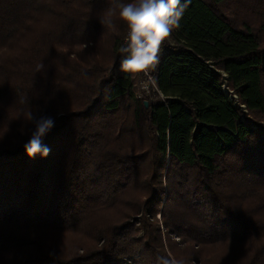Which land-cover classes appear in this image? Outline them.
I'll return each instance as SVG.
<instances>
[{"label": "trees", "instance_id": "trees-1", "mask_svg": "<svg viewBox=\"0 0 264 264\" xmlns=\"http://www.w3.org/2000/svg\"><path fill=\"white\" fill-rule=\"evenodd\" d=\"M106 3L118 14L117 0H0V264H162L174 260L163 242L166 230L186 247L183 255L175 254L179 264H205L209 246L249 241L254 249L246 264H264V125L256 127L244 112L264 116V40L259 37L264 0H190L157 68L164 99L148 107L135 98L133 72L120 67L126 23L119 18L108 26L93 18ZM234 5L236 21L224 11ZM246 7L248 18L241 19ZM109 28L118 58L112 65L79 54L69 61L57 51L58 42L78 39L82 45L91 32ZM40 38L46 40V53L45 48L34 53L37 58L39 51L42 65L23 56ZM67 64L73 69L66 74ZM225 80L237 101L224 89ZM54 92L73 108L59 111L56 119L46 105ZM125 98L133 101L135 123L147 115L155 158L150 180L164 168L171 185L177 177L186 183L175 180L173 197L164 201L163 189L151 192L140 208L135 206L138 218L86 226L93 211L115 202L126 180L133 177L136 183L133 156L111 150L120 145L113 137L121 130ZM15 111L27 118V127ZM45 117L54 119L40 138L49 154L29 156L25 144L34 135L26 137L29 128ZM20 127L26 130L16 137L4 132ZM228 187L232 201L223 191ZM150 201L160 207L149 206ZM173 206L177 216L170 219L167 210ZM83 224L88 245L73 252L31 246L35 229L67 232Z\"/></svg>", "mask_w": 264, "mask_h": 264}, {"label": "rangeland", "instance_id": "rangeland-1", "mask_svg": "<svg viewBox=\"0 0 264 264\" xmlns=\"http://www.w3.org/2000/svg\"><path fill=\"white\" fill-rule=\"evenodd\" d=\"M112 6H116L111 2ZM105 5V6H104ZM100 5L99 7L102 8L104 7V11H101L102 9L97 10L94 12L93 18H100L104 12L112 8L111 6L108 5V3ZM231 7V6H230ZM229 7V8H230ZM227 8L226 6V13L233 18L235 21L237 20L238 16L235 14V5L234 8L231 10ZM249 11L247 10V7L245 8L244 14L242 13L241 19L244 17L248 18ZM119 21V15L114 12L112 15V24H116ZM127 29V27H126ZM124 29L126 32L127 30ZM123 30V32L126 35V32ZM81 31V30H79ZM81 32H79L80 34ZM259 37L264 40V33L259 31ZM33 36V35H31ZM37 36V35H36ZM170 35L165 39L163 42L165 50H166V41H169ZM45 41V42H44ZM124 41H125V36H124ZM31 42V37L28 38V45ZM126 42V41H125ZM78 44V39H73L71 42H69V45H66L63 42H58L57 44V51H61L66 54L67 58L71 59L69 61H73L77 59V54H79L80 58L84 60H89L90 56L92 58H95L98 61H101L103 64L106 61V64L112 65L114 64V61L118 60L116 58V54H114V51L112 50V45H113V39L111 36V29L109 28L108 30L105 29H97L95 32H91V35L84 40L82 45H77ZM264 45V41H263ZM28 47V46H26ZM46 47V40L43 38H40L37 40V46L34 47V50L32 51L31 49H28L24 53L23 56H28L27 58L32 57V59L37 62L38 65H42L41 59L39 58V51L37 53V58L35 56V53L38 49H44ZM46 53V48L44 49ZM78 51V52H77ZM56 52V51H55ZM44 53V54H45ZM43 54V55H44ZM75 54V55H74ZM62 59H65L66 62L68 63L67 59L65 57H62ZM60 61H58L59 63ZM66 71L71 72L70 70L73 69V66H69ZM62 73V72H61ZM140 71H134L133 72V80H134V94L135 98L142 100L143 102L145 100L152 101H158L164 99V95L162 96L161 94L157 91V89H153L151 93H149V96L146 95H141L139 88L136 86V83L141 79L140 76ZM85 87V86H84ZM227 90H231L228 86H225ZM64 88V85L60 88V90ZM61 92V91H60ZM63 95L65 101H69L70 97L69 94L65 95L64 94V89H63ZM49 98L46 99V105L49 104L54 110V115H52L53 118H58L60 115L61 110H71L73 109L71 107V103L68 105H65V101L59 99L60 96L57 94V92H54L53 95H48ZM74 96V95H72ZM58 101H60V106L57 109ZM5 104V101H3ZM133 101L125 98L123 100V105L122 108L119 112V126L121 125V130L118 132V129L115 133V136L113 139L117 136V142L119 146H116L113 142V145H111V150L115 153H118L119 155L123 156H133L131 157V162H130V167L131 171L135 174L134 170H137V174H135V184H132L133 182V177L131 179L126 180L127 186H124L122 189L119 190V194L116 197H113V200L115 201L114 203H111L108 205V207H104L102 209H97L90 214L89 218L86 219V226L88 225H93L92 223L94 222H108V223H123L126 221V219H134L138 218L139 213L138 210L137 212L134 210L135 206L137 208H140L138 204H141L142 201L145 200L146 196H149L151 192L159 193L160 189L164 190V196L162 200L164 201V198H166V195L169 197H173L171 194V190L176 189L178 181L179 185H183L186 183L185 178H180L177 177L174 180V184H170V179L166 178V172L164 171V168L159 170L157 173V177L154 180H150L151 174H152V168H153V160L154 158V149H153V142H152V134L150 130V125L148 123V120L146 118V114H144L140 120L135 123L136 121L133 120V107H132ZM11 105V104H10ZM13 106L14 110H18L19 107H17V104H14ZM16 112V118L20 119L21 121H24V127H27V118L25 120H22V114ZM246 112L247 116L250 117V120L253 121L256 127L259 126V124L264 125V116H255L252 112L249 111H244ZM13 116V115H12ZM33 116V115H32ZM27 117V114H26ZM35 119L37 118L36 116H33ZM30 118V116L28 117ZM31 119V118H30ZM39 121V120H38ZM38 121L35 120L33 125L29 129L32 131L31 134H28L26 137L32 135L36 131V125ZM33 122V121H31ZM124 129V130H123ZM26 128H9L8 130H4L5 133H9V136L13 137V135L16 137V135L23 134L25 132ZM123 130V131H122ZM21 136H19L20 138ZM18 138V139H19ZM112 139V140H113ZM137 168V169H135ZM160 166L158 165L156 169H159ZM178 170V169H177ZM181 170V169H180ZM130 170L127 169L126 172H129ZM183 171V170H182ZM177 172V171H176ZM185 172V171H184ZM129 176H131V172L128 173ZM161 175V176H160ZM194 175V174H193ZM196 176V175H195ZM191 177H194L191 175ZM192 180V178H190ZM227 184L229 181H226ZM125 184V183H124ZM182 186L178 188L177 190H181ZM226 192L228 198L230 201H232L233 198V191L231 187H228L223 190ZM160 195V194H159ZM160 205V204H159ZM149 206L154 207V203H149ZM185 207V206H182ZM156 207L158 204H156ZM175 211V206L172 208H169L167 210V216L168 218H173L172 216L176 215ZM131 216V217H128ZM177 216V215H176ZM158 221L162 225V216L160 214L157 215ZM163 228V227H162ZM164 229V228H163ZM139 235H142L144 233L143 228L140 225V228L138 229ZM169 232H162L163 234V242L165 243V249L168 251V253L176 260L177 262H180L178 257L175 254L178 255H183V249L186 250L185 245L182 242V239H179L176 236H173V232L171 230H166ZM37 237L32 240V245L34 246L35 244L38 245L41 248H44L46 250L58 253H66L63 251L70 250V252H73L76 247H82V245H88V236L86 235L88 231L86 230L84 224L79 227V229L76 227L72 229L71 231L63 232L61 230H56V229H35V232H33ZM39 234V236H38ZM86 240V241H85ZM171 245H172V251H171ZM30 248V247H29ZM174 249V251H173ZM254 249V243L251 241L245 242L242 244H235V243H230V242H223V243H217L214 245L209 246L205 251H204V256L208 257L207 261L205 264H246L247 260L249 259L251 253L253 252ZM171 252V253H170ZM181 263V262H180ZM192 264H200L198 261H192Z\"/></svg>", "mask_w": 264, "mask_h": 264}, {"label": "clouds", "instance_id": "clouds-1", "mask_svg": "<svg viewBox=\"0 0 264 264\" xmlns=\"http://www.w3.org/2000/svg\"><path fill=\"white\" fill-rule=\"evenodd\" d=\"M190 0H117L118 15L127 25L125 53L121 70L134 72L153 66L158 60L162 42L179 27L180 20ZM115 9L109 8L99 18L102 25H112ZM54 126L51 117L41 118L36 131L26 144L29 156L40 153L46 157L50 149L41 145V137ZM162 264H179L176 260L163 259Z\"/></svg>", "mask_w": 264, "mask_h": 264}, {"label": "built area", "instance_id": "built-area-1", "mask_svg": "<svg viewBox=\"0 0 264 264\" xmlns=\"http://www.w3.org/2000/svg\"><path fill=\"white\" fill-rule=\"evenodd\" d=\"M126 35H127V32H126ZM126 35H125V38H126ZM125 41H126V39H125ZM165 53H166V50H165L164 44L162 42L160 51L158 53L157 62L153 66H150L146 69L139 70L141 73L140 74L141 79L136 83V86L139 88L141 95L149 96V93H151V91L153 89H157V91L161 94V91L159 90L158 85H157V81H156V72H157L158 65L161 62ZM223 76L225 78H227V74L225 72H223ZM225 86H228V83L226 82V80L223 84L224 89L229 94H231L230 96L233 97L235 99V101H237V99H238L237 95L232 90H230V91L227 90V88ZM161 95L163 96V94H161ZM244 110L247 111V109H244Z\"/></svg>", "mask_w": 264, "mask_h": 264}, {"label": "water", "instance_id": "water-1", "mask_svg": "<svg viewBox=\"0 0 264 264\" xmlns=\"http://www.w3.org/2000/svg\"><path fill=\"white\" fill-rule=\"evenodd\" d=\"M144 104H145L146 107H148L149 106V101L145 100Z\"/></svg>", "mask_w": 264, "mask_h": 264}]
</instances>
